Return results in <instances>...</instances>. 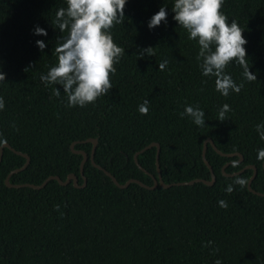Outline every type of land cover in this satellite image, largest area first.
Listing matches in <instances>:
<instances>
[{"label": "trees", "instance_id": "1", "mask_svg": "<svg viewBox=\"0 0 264 264\" xmlns=\"http://www.w3.org/2000/svg\"><path fill=\"white\" fill-rule=\"evenodd\" d=\"M173 5L174 0H126L124 22L111 29L114 42L125 49L114 65L116 73L109 74L112 89L94 104L68 107L63 88L40 79L57 63L55 46L67 35L53 23L66 0H0V70L6 74L0 82L5 102L0 139L31 157L28 169L12 177L13 184L42 185L51 176L67 180L76 174L83 185L84 157L72 145L97 138L96 163L122 185L133 178L154 185L158 148L139 155L151 174L135 160L153 142L161 143L165 182L211 180L203 157L211 137L223 152L245 156L227 172L258 166L253 188L264 192V161L257 159L264 140L256 129L264 124V0H223L227 23L234 19L244 30L248 64L257 78L247 81L242 67L230 62L226 74L244 86L227 97L215 90L214 76L202 75L198 41L188 39L173 19ZM162 6L166 22L149 29L150 18ZM35 26L47 35H35ZM37 40L46 44L42 51ZM150 46L156 47L155 55L139 59L138 50ZM165 60L166 67L159 70ZM146 99L149 112L141 115L138 106ZM224 104L231 111L221 122L218 111ZM185 106H199L206 126H197L187 115L182 118ZM75 149L91 156L93 144ZM207 158L217 174L214 185L148 189L133 182L122 189L89 160L86 188L51 181L35 190L6 185L7 177L27 163L6 148L0 165V264H214L217 259L222 264H264V196L249 189L254 169L225 175L223 167L240 157L224 156L211 143ZM236 176L248 184H234ZM219 200L228 208H221ZM208 241L213 243L205 247Z\"/></svg>", "mask_w": 264, "mask_h": 264}, {"label": "clouds", "instance_id": "2", "mask_svg": "<svg viewBox=\"0 0 264 264\" xmlns=\"http://www.w3.org/2000/svg\"><path fill=\"white\" fill-rule=\"evenodd\" d=\"M67 7H61L55 14L53 23L61 33L67 35L60 37L54 52L57 56L55 66L49 68L40 79L45 85H57L63 88L67 96L68 107H85L94 104L96 100L108 95L112 89L109 74L116 73L115 64H118L125 54V49L117 45L111 34L115 25L122 24L125 20L124 9L126 0H66ZM223 0H174L172 12L173 19L186 30L188 39L196 40L199 52L196 57L202 61L199 67L205 77L214 76L215 90L227 97L231 92L240 93L243 83L237 84L231 75L226 74L230 62H235L242 67V76L249 82L255 81L256 74L250 71L246 55L247 40L243 37V29L236 20L227 23L228 17L221 11ZM167 20L166 7H160L148 22V28L153 29ZM35 35H47V31L39 26L34 28ZM36 45L42 51L46 44L37 40ZM156 48V47H155ZM154 47L138 50L139 59L155 55ZM168 61L158 65L163 70ZM27 71V69H25ZM6 74L0 70V82H4ZM55 94L60 95L59 88ZM149 100L138 106L141 115L149 112ZM5 107L3 97H0V111ZM231 111L228 104H224L218 111V120L223 122L226 113ZM189 116L197 126L204 127L205 112L199 106H185L180 116ZM260 138L264 140V124L256 126ZM2 135V134H0ZM0 143L6 140L0 139ZM258 160L264 161V149L258 150ZM234 184L242 188L248 180L236 176ZM226 191L230 194L233 185L229 184ZM221 208L227 209L228 204L219 200ZM59 210V205L56 206ZM213 242L208 241L205 247ZM214 249L212 254L218 252ZM214 264H222L220 259Z\"/></svg>", "mask_w": 264, "mask_h": 264}, {"label": "water", "instance_id": "3", "mask_svg": "<svg viewBox=\"0 0 264 264\" xmlns=\"http://www.w3.org/2000/svg\"><path fill=\"white\" fill-rule=\"evenodd\" d=\"M93 144V150H92V154L91 156L86 152V151H80V150H76V146L78 144ZM212 144L213 147L217 150V152H219L220 154L224 155V156H230V157H233V156H239L240 159L238 161H233V162H229L227 163L224 167H223V173L227 176H235L237 174H241L243 173L245 170L249 169V168H252L254 169V174L252 175V177L250 178V181H249V189L258 194V195H262L264 196V192H261V191H258L256 189L253 188V182L255 180V178L257 177L258 175V166L257 165H254V164H249L247 165L246 167H244L242 170H240L239 172H234V173H229L227 172V167L231 164V163H236V162H243L244 159H245V156L238 152V153H225L223 152L222 150H220L218 148V146L216 145L215 141L213 138H207L206 141H205V144H204V150H203V157H204V160L206 162V164L210 167L211 169V172H212V179L209 180V179H206V178H196V179H193V180H190V181H183V182H172V183H167L165 182L164 180V177H163V173H162V169H161V163H160V155H161V151H162V148H161V143L159 142H153L151 144H149L147 147H145L144 149H142L141 151L137 152L136 155H135V160H136V163L143 169L145 170L147 173L151 174L150 172H148L143 166L142 164H140V161H139V155L143 152H145L146 150L150 149V148H153V147H157L158 148V153H157V167H158V172H159V176H155L154 174H151L152 177L154 178V185H148L147 183L143 182L142 180L140 179H137V178H133V179H130L128 182L124 183V185H122L118 179L113 175L111 174L109 171H107L105 168H103L102 166L98 165L95 161V157H96V153H97V150H98V147H99V139H89L87 141H81V142H75L73 143L72 145V151L75 153V154H79V155H82L84 158H83V161L81 163V173H82V176L84 178V184L83 185H80V180H79V177L76 175V174H71L68 176L67 180H63L61 177L59 176H51L49 177L42 185H35V184H13L11 182V179L14 175L20 173V172H23L25 170L28 169V167L30 166L31 164V157L25 153H22L20 151H17L15 148H13L11 146V144L9 143H5L2 148H1V157H0V165L2 164L3 162V159H4V152H5V149H10L11 151H13L14 153L22 156V157H25L27 159V163L24 165V167H22L21 169H17V170H14L6 179V185L9 187V188H15V189H20V188H33L35 190H41V189H44L45 187H47V185L51 182V181H58L61 185L63 186H68L70 185L71 183H74V186L76 188H79V189H83V188H86L87 185H88V179L87 177H85V166L87 164V162L89 160H91L92 164L98 168L99 170L105 172V174L107 176H109L110 178L113 179V181L115 182V184L119 187V188H122V189H127V187H129L133 182H136V183H139L141 184L142 186L148 188V189H155L157 188L159 185H162L164 188H170V187H173V186H176V185H191V184H194V183H197V182H204L208 185H214L216 182H217V174L214 170V167L213 165L211 164V162L209 161V159L207 158V151H208V147H209V144Z\"/></svg>", "mask_w": 264, "mask_h": 264}]
</instances>
